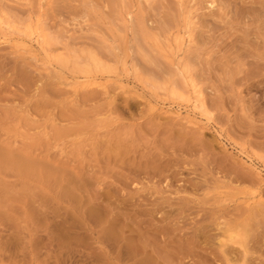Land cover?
<instances>
[{"label":"rangeland","instance_id":"obj_1","mask_svg":"<svg viewBox=\"0 0 264 264\" xmlns=\"http://www.w3.org/2000/svg\"><path fill=\"white\" fill-rule=\"evenodd\" d=\"M211 1L0 0V148L34 164L0 160V264H240L230 235L264 264V0ZM34 29L36 56L15 45ZM125 44L163 109L195 96L185 59L210 117L52 66L105 75L90 56L115 68Z\"/></svg>","mask_w":264,"mask_h":264},{"label":"bare ground","instance_id":"obj_2","mask_svg":"<svg viewBox=\"0 0 264 264\" xmlns=\"http://www.w3.org/2000/svg\"><path fill=\"white\" fill-rule=\"evenodd\" d=\"M211 1V0H210ZM212 1H214V0H212ZM212 1H211V3H212ZM217 3V2H216ZM191 17V16H190ZM2 22H4V21H2ZM10 23V22H9ZM13 25V24H12ZM191 29V28H190ZM190 29H189V31H190ZM179 30V29H178ZM189 31L186 33H181V35H179V32H177V33H175L176 34V36H182V34H183V36L181 37L182 38V40H183V42H182V40H180L181 41V44L183 43L184 44V42H191V39L192 38H190V34L191 33H189ZM182 32V31H181ZM43 34H41V32H40V30H38V29H34V30H32V31H30L28 34H26V35H19V37L17 36V40H16V44L15 45H18L20 48H23L22 50H26V53L28 52V54H31L32 56L34 55V56H36L37 54L36 53H38V51L39 50H44V52L45 51H48L47 49H46V47H45V42H44V39H43V36H42ZM187 35V36H186ZM174 37V36H173ZM192 37V36H191ZM2 39V38H1ZM4 39V38H3ZM16 39V38H15ZM194 39V38H193ZM14 39H12V41H13ZM10 41V40H9ZM172 41H174V40H172ZM177 41V42H176ZM180 41H179V43H180ZM0 42H1V40H0ZM127 42V41H126ZM13 43H15L14 41H13ZM34 43H36V44H38V46H39V50L38 51H36L35 49V45H34ZM168 43H171L170 41L169 42H167V44ZM174 43H178V40L175 38V41H174ZM192 43V42H191ZM157 45V44H156ZM169 46H170V44H168ZM176 47H175V49L177 48V46H178V44L176 45V44H174ZM180 45V44H179ZM169 46H167L166 45V47L168 48V50H169V48L172 50L173 48L172 47H169ZM18 47V48H19ZM114 47V46H113ZM118 47V46H117ZM117 47H114V49L115 48H117ZM125 47H127V45L125 44V46H124V52H122V53H118V52H115V50H114V52L116 53V57H114L113 59H115L114 60V62H116V65L118 64V63H120V68H121V71L120 72H117L116 71V69H118L117 67H116V65H114L115 66V68L112 66V65H110L111 64V62L110 63H105L104 62V60H101L102 58H98V57H96L95 55L94 56H90V60H92V62H93V64L96 66V67H98L99 69H103V68H105L106 66L108 67V66H110V67H108V68H110V69H113V70H110V72L108 71V69H107V67L105 68V70L107 69V73L108 74H105V75H103L104 74V71H103V74H101V75H98V74H96V75H93V76H91V75H88V74H84V75H77V74H71V75H66L65 73L63 74L62 72H61V70L62 69H60L59 67H58V63H57V66L54 64V63H52V66L54 67L53 69L56 71V72H58V74H59V76L62 78V79H64L66 82H67V84L68 85H70L73 89H74V91L75 90H77V88H79V87H81V86H86V87H88V86H95V88H97V87H101V88H103V89H105V90H107L108 89V86H109V84H110V82L112 81V82H114V83H116V88L117 89H119V90H122V91H124V93L125 92H127V93H129L130 94V92H132V93H134V94H137L136 96L137 97H140V99H142V100H144L145 101V103L150 107L149 109H151V110H160V108H161V110L163 109L161 106H164V102H163V100L161 101V99L155 94V93H158V92H154L153 90V92L150 94V93H147V92H144V84H143V82H144V80L141 78V76L139 75L140 73L138 72L140 69H139V67H136L137 66V64L135 65V64H133L132 63V65L130 64V62H129V53L131 52H129ZM163 47V46H162ZM186 47V46H185ZM119 48H121L120 46H119ZM118 48V49H119ZM128 48V47H127ZM160 49H161V43H160V47H159ZM181 48H182V46H181ZM180 48V49H181ZM119 50H121V49H119ZM122 50H123V48H122ZM127 50V51H126ZM163 50H164V48H163ZM177 51H180V50H178V49H176ZM170 51V50H169ZM177 51H175V52H177ZM127 52H129V53H127ZM163 52H165V50L163 51ZM95 53V52H94ZM166 53V52H165ZM171 53V52H170ZM48 54V53H47ZM46 54V55H47ZM96 54V53H95ZM173 54H175V53H173ZM131 56V55H130ZM179 56V55H178ZM182 56H183V54H182ZM181 56V57H182ZM167 57V56H166ZM185 57V56H184ZM60 58V57H59ZM117 58V59H116ZM171 57H169L168 59L169 60H171L172 62V64L173 65H175L177 68H178V70H179V72L182 74V76H183V78H184V81H185V83L187 84V86L188 87H190V90H191V92L192 93H194V97H193V99L191 100V102H189L188 104H181V105H178V106H176V105H170V110L169 109H166V108H164L162 111H167V112H171V113H174L175 115H177V116H186L185 114L187 113V116H189V118L188 117H184L186 120H188V122H190V123H193V124H197L199 121H196V118H195V120H194V116H192V118H190V114H192V113H194V115H196L197 113H199V114H201V115H206L207 116V114H208V112H210V114H211V111L209 110L208 111V109H209V107H207L206 105H205V101H206V99L204 100V95L203 94H205V93H203L202 92V90L198 87V84L194 81V78H193V75L191 74V68L187 65V63L185 62V59L184 60H182L181 58H178V60H176L175 58H171ZM55 59H57V58H55ZM63 59V58H62ZM61 59V60H62ZM64 59H66V58H64ZM62 60V62L60 61V60H58L59 61V63H64V61L65 60ZM134 59V58H133ZM132 59V60H133ZM106 60V59H105ZM88 63H90V62H87V67L89 66V64ZM105 63V64H104ZM92 64V63H91ZM107 64V65H106ZM109 64V65H108ZM112 64H114V63H112ZM189 64V63H188ZM60 65V64H59ZM106 65V66H105ZM118 66V65H117ZM61 67V66H60ZM92 67H93V65H92ZM113 67V68H112ZM84 68V67H83ZM83 68H80V69H83ZM97 68V70H99ZM139 70H138V69ZM176 68V69H177ZM88 68H85V69H83V70H85V71H87L88 72V70H90V69H88ZM101 71V70H100ZM141 71V70H140ZM106 72V71H105ZM142 72V71H141ZM154 85L155 84H153V87H154ZM142 89V90H141ZM156 89H157V87H156ZM156 89H154V90H156ZM167 89V88H166ZM173 89V88H172ZM158 91V90H157ZM170 91H172L171 89H170ZM169 91V92H170ZM151 92V91H150ZM174 91H172V93H173ZM176 94V93H175ZM176 106V107H175ZM207 107V108H206ZM186 112L184 115L182 114V112ZM198 115V114H197ZM181 116V117H182ZM210 116H209V114H208V116H207V119L209 118ZM31 144V143H30ZM10 145H12V144H10ZM1 146V145H0ZM4 146H5V144H4ZM3 145H2V147H4ZM7 146V145H6ZM6 146H5V148H0V160H2V161H6L5 163H13L12 165L13 166H15V164H17L16 165V167L17 166H19L18 168H24V169H26V170H34L32 167L34 166V164L32 163H30L28 160H26V159H24L23 158V156H25V155H22L20 152H18V151H21V150H18V149H15V150H17V151H14L13 149L12 150H10V149H7L6 148ZM9 147H12V146H9ZM14 148V147H13ZM28 156V155H27ZM30 158V157H29ZM33 162V161H32ZM33 165V166H31V165ZM3 165V164H2ZM8 165V164H7ZM3 166H5V165H3ZM12 166V167H13ZM21 166V167H20ZM0 167H1V165H0ZM11 167V166H10ZM17 168V169H18ZM36 170V169H35ZM27 171V172H28ZM31 171V172H32ZM22 172V171H21ZM24 172V171H23ZM36 172V171H35ZM42 172V171H41ZM25 173V172H24ZM30 173V172H29ZM37 173V172H36ZM28 173H26V175H27ZM40 174V173H39ZM38 174V175H39ZM29 175H31V173L29 174ZM35 175V174H34ZM41 175H42V173H41ZM44 175H46V174H44ZM47 177V176H46ZM76 181V180H75ZM78 185V184H77ZM255 196H253V198H254ZM252 198V199H253ZM256 198V197H255ZM261 200V199H260ZM258 201V200H257ZM249 203V202H248ZM257 202H255L254 204H256ZM259 207V206H258ZM260 209V208H259ZM253 212V211H252ZM261 212V211H260ZM254 214L256 213V210H255V212H253ZM259 213V212H258ZM252 230V229H251ZM249 231V230H248ZM250 232V231H249ZM253 232V231H252ZM244 233V232H243ZM245 233H246V231H245ZM238 237V236H237ZM246 238V237H245ZM238 239V238H237ZM251 239V238H250ZM230 240L231 241H233L234 242V244L236 243H238L239 245L238 246H243V247H245V249L243 248V247H241L243 250H244V254L246 255V254H248V250H247V248H249V247H247L246 248V244H247V242H246V240H244L243 239V241H245V242H241L240 240H241V238H240V240H236V238L234 239V236L233 235H230ZM222 244H223V241L221 242ZM246 243V244H245ZM223 245H228V243H225V244H223ZM138 248V247H137ZM227 248V247H226ZM243 254V255H244ZM244 255V257L246 258V256ZM146 258V257H145ZM149 258V257H148ZM243 258V257H242ZM245 258H243L244 260L243 261H246L245 260ZM142 260V259H141ZM141 260H140V262H141ZM148 260V259H147ZM146 261V260H145ZM152 261V260H151ZM243 261H242V263H240V264H244L243 263ZM156 262V261H155ZM154 262V263H155ZM149 263V262H148ZM144 264V263H143ZM149 264H151V262L149 263ZM153 264V263H152ZM157 264H159V263H157Z\"/></svg>","mask_w":264,"mask_h":264}]
</instances>
